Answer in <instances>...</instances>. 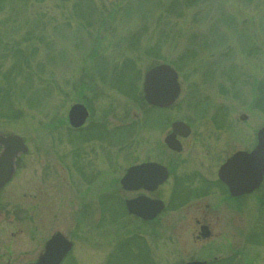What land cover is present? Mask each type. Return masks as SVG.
Segmentation results:
<instances>
[{
    "label": "rangeland",
    "instance_id": "1",
    "mask_svg": "<svg viewBox=\"0 0 264 264\" xmlns=\"http://www.w3.org/2000/svg\"><path fill=\"white\" fill-rule=\"evenodd\" d=\"M160 64L181 87L161 110L143 99L145 74ZM74 103L89 106L83 130L95 125L93 136L70 126ZM175 120L193 130L182 140L183 164L210 147L226 156L255 145L264 126V0H0V133L29 148L0 191V208L15 216L0 224V264H21L10 255L41 249L55 232L71 233L79 264H102L116 245L117 264H152V252L155 264L218 254L264 264V179L202 247L189 240V221L155 242L175 226L170 210L147 226L124 212L134 194L120 177L158 159ZM169 185L152 196L167 197Z\"/></svg>",
    "mask_w": 264,
    "mask_h": 264
},
{
    "label": "flooded vegetation",
    "instance_id": "2",
    "mask_svg": "<svg viewBox=\"0 0 264 264\" xmlns=\"http://www.w3.org/2000/svg\"><path fill=\"white\" fill-rule=\"evenodd\" d=\"M143 99H144V95H143ZM145 103L149 107L159 109V110L162 109V108L150 105L147 102ZM83 105L87 108V111H88L87 120L81 127L73 128V130H76V131L82 130L81 132L83 133L88 132L87 134H90L91 136H93V134L95 132H98L99 129L93 130V128H95L94 127L95 125L93 126L91 125L90 128L89 127L86 128L88 129L86 132L85 130H83V128L86 127V123L89 120L90 115H91L90 113L91 110L89 106H87L86 104H83ZM177 121H182V120H175L171 123L170 132L163 138V145L159 146L162 153L159 154L158 159L146 160L140 163L131 164L125 169L123 175L120 177L119 184L121 185V188H122L121 179L126 174L127 170L133 166L140 165V164H147V163H155V164L161 165L162 167H165L168 171V178L162 184H160L155 190H152V191H149L147 189L126 190L128 193L134 194V196L124 200V203H123L124 208H125L124 212L131 219L133 218L134 220H137L147 226V225H151L154 222H156V220L160 218V216L165 212V210H168V211L170 210L175 214V218H174L175 226L169 229H160L157 233H154L155 236H158L155 242H158L159 245L163 244L162 242L163 237H161L163 236V233L161 234V232L172 230L170 233H168L169 235L173 234V232L182 233L181 228L184 227L182 223L189 221L188 226H186L188 230H191L190 235H189V240L191 239L192 244H194V246L202 247V246L211 244V240L215 237V233L217 231V227L215 224L220 222L224 225H228L232 215L241 213V210L244 208L243 200L245 199V197L253 194L256 190H259L261 185L258 189L252 191L251 193L234 195L231 192L229 185L225 181H223V179L220 177V171L222 167L226 164V162L238 152L246 151L245 149H240V148H238L237 150H234L233 152H231L230 154L226 156H224V152L222 153L217 152L219 150L215 149L214 147L208 148L207 151L200 150V152L201 151L204 152L202 157L201 155L199 157H196L194 154H191V156L187 158V161L191 160V162L189 163H191L190 165L193 164V166L192 167L189 166L186 170H184L189 163L187 164L186 163L187 161L184 164L182 163V157H184L183 155L184 148H183L182 140H188L190 138V136L193 133L192 126L189 123L182 121L186 125L189 126L190 132L188 136H182L181 134L176 135V140L180 143L181 150L177 151V150H173L169 148L165 141L167 136L172 133L173 123ZM102 129H104V127ZM102 133H104V131ZM215 133L225 134L226 132L222 131V132H215ZM212 138L214 139L213 141L214 144L217 145L218 144L217 137H212ZM256 143H257V138L255 141V145ZM255 145L248 151H251L255 147ZM2 149H3L2 146H0V154L2 152ZM168 152H169V155L171 156V158L169 159H172V157L176 159L174 169H171L170 164L164 162V159H162V155H165V153H168ZM21 155L22 153L15 157L14 174L11 177V179L6 183V185H8L12 181V179L15 177L16 172H17L18 161ZM207 162H209L210 167L207 166ZM182 170H184V172L186 173H182ZM168 182L170 183V185L168 188L169 193L167 194V197L166 196H163V197L152 196L153 194L157 192L161 193L163 190L166 191L167 189L164 186ZM2 189H0V191ZM139 196H147L154 200H160L163 202L164 208L161 210L160 213H158L152 219H145L136 214L130 213L126 206L127 200H131ZM102 207H103L104 213H109L110 216L113 215L112 212L107 211L105 206L102 205ZM115 207L113 206L112 210L116 214V210L113 209ZM7 217H13L15 220L14 215L8 216V214L5 211L3 212V209L0 208V224L4 222ZM103 217L107 219L111 218L107 214L104 215ZM13 218H9V219H13ZM185 218L186 220H184ZM10 222H12V220ZM55 234H62L69 242H71V248L66 251L63 259L61 260L59 264H79L81 258L76 253V246H77L76 240L71 236V233L55 232L49 237V239ZM147 236L148 237H145L144 235L143 241L144 243L146 242L147 246L149 247L147 248V253H148V250L150 249L149 251L152 252V249L149 246L150 245L149 235ZM130 238H133V236L131 235L129 239ZM248 241L249 243L251 242L249 238L247 242ZM46 242L44 243L41 249L39 248L29 249V250L25 249V251H20L19 253L16 254V256L18 257H13L15 255H10L9 262H11V260H14V261H19L21 264H38L40 257L45 253ZM152 243L154 245L153 241ZM243 244H242V247L244 246ZM117 247L118 245H116L111 250L105 252L106 255L102 254V257H103V258L101 257L103 259L102 264H107V263L117 264L118 263V260L114 258V251ZM125 248L128 250L131 249L129 248V246H126ZM152 254H153L152 264H155L154 253L152 252ZM54 255L56 256V254ZM230 256L231 255L229 254L228 255L218 254L212 257H208V258L188 259L184 261L182 264H191V263L232 264V262L233 264H235V261H232L233 258H231ZM21 261H25V262H21ZM247 263L253 264L252 262H246L244 264H247Z\"/></svg>",
    "mask_w": 264,
    "mask_h": 264
},
{
    "label": "water",
    "instance_id": "3",
    "mask_svg": "<svg viewBox=\"0 0 264 264\" xmlns=\"http://www.w3.org/2000/svg\"><path fill=\"white\" fill-rule=\"evenodd\" d=\"M145 100L156 107L164 108L172 105L179 97L181 87L177 72L168 64H160L151 68L144 77ZM88 117L87 108L81 104H73L68 112V121L74 128L81 127ZM242 120L247 116L242 115ZM172 133L167 136L166 144L173 150H181L176 135L188 136L190 128L182 121L172 125ZM257 145L250 151H241L231 157L220 171L234 195L251 193L257 189L264 177V127L257 132ZM0 189L14 174V160L17 155L28 151L23 139L16 134H0ZM168 178L165 167L155 163L140 164L129 168L121 179L124 190L157 189ZM127 209L145 219H152L164 208L160 200L147 196L127 200ZM71 243L62 235L53 236L46 244V251L39 259V264H59ZM56 254V256L54 255ZM53 256V257H52ZM203 264V263H191Z\"/></svg>",
    "mask_w": 264,
    "mask_h": 264
},
{
    "label": "trees",
    "instance_id": "4",
    "mask_svg": "<svg viewBox=\"0 0 264 264\" xmlns=\"http://www.w3.org/2000/svg\"><path fill=\"white\" fill-rule=\"evenodd\" d=\"M19 53V52H18ZM20 56H21V54H20ZM262 108V107H261Z\"/></svg>",
    "mask_w": 264,
    "mask_h": 264
}]
</instances>
